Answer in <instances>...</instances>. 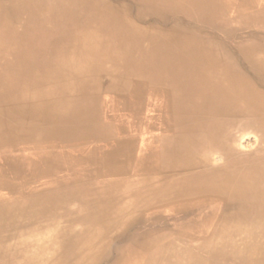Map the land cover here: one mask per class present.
Listing matches in <instances>:
<instances>
[{
  "label": "bare ground",
  "instance_id": "obj_1",
  "mask_svg": "<svg viewBox=\"0 0 264 264\" xmlns=\"http://www.w3.org/2000/svg\"><path fill=\"white\" fill-rule=\"evenodd\" d=\"M0 264H264V0H0Z\"/></svg>",
  "mask_w": 264,
  "mask_h": 264
}]
</instances>
